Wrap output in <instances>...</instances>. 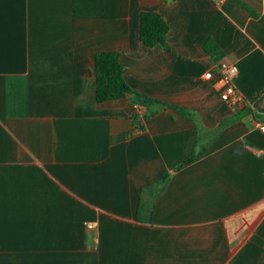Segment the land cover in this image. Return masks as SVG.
Instances as JSON below:
<instances>
[{
  "label": "crops",
  "instance_id": "0c3cea01",
  "mask_svg": "<svg viewBox=\"0 0 264 264\" xmlns=\"http://www.w3.org/2000/svg\"><path fill=\"white\" fill-rule=\"evenodd\" d=\"M238 1L0 0V264H264L263 120L247 111L264 0ZM142 11L170 50L140 41ZM99 51L167 105L133 122L132 97L97 103ZM220 62L238 68L239 111L203 78Z\"/></svg>",
  "mask_w": 264,
  "mask_h": 264
},
{
  "label": "trees",
  "instance_id": "16d2710c",
  "mask_svg": "<svg viewBox=\"0 0 264 264\" xmlns=\"http://www.w3.org/2000/svg\"><path fill=\"white\" fill-rule=\"evenodd\" d=\"M237 4L244 6L238 0H234ZM253 16L258 15L251 8L245 7ZM264 21V18H261ZM168 24L156 11H142L139 16V39L147 47H160L170 50L167 43ZM205 51L214 59H219L222 56L221 50L212 41L208 40L204 45ZM120 52L118 51H99L94 55L93 74L95 78V101L101 103L108 100H115L125 96L132 97L133 104H139L146 107L147 112L144 118L154 114L158 111L154 106L162 107L167 105L165 102L157 100L146 94L131 88L124 80L123 66L120 62ZM181 115L191 118L192 112L175 106H172ZM247 111H254L255 117L264 115L256 112L252 107ZM139 115L132 113V121L135 122ZM141 129L142 126L140 125ZM204 149H195L193 154L185 161L181 162L179 166L189 163L194 159L200 157ZM178 166V167H179Z\"/></svg>",
  "mask_w": 264,
  "mask_h": 264
},
{
  "label": "built area",
  "instance_id": "2783aa9c",
  "mask_svg": "<svg viewBox=\"0 0 264 264\" xmlns=\"http://www.w3.org/2000/svg\"><path fill=\"white\" fill-rule=\"evenodd\" d=\"M238 72V68L233 63L220 62L215 70L208 69L203 73V78L211 82L212 86L217 90L220 99L225 102L233 111H239L245 106L243 95L235 88L234 78ZM135 113L144 118L147 109L143 105L134 104ZM255 126L264 132V121L255 120ZM93 224H87V228H92Z\"/></svg>",
  "mask_w": 264,
  "mask_h": 264
},
{
  "label": "water",
  "instance_id": "95a60500",
  "mask_svg": "<svg viewBox=\"0 0 264 264\" xmlns=\"http://www.w3.org/2000/svg\"><path fill=\"white\" fill-rule=\"evenodd\" d=\"M252 108L256 112L264 114V91L253 100Z\"/></svg>",
  "mask_w": 264,
  "mask_h": 264
},
{
  "label": "rangeland",
  "instance_id": "374dc122",
  "mask_svg": "<svg viewBox=\"0 0 264 264\" xmlns=\"http://www.w3.org/2000/svg\"><path fill=\"white\" fill-rule=\"evenodd\" d=\"M263 121H264V115H261V117H260Z\"/></svg>",
  "mask_w": 264,
  "mask_h": 264
}]
</instances>
